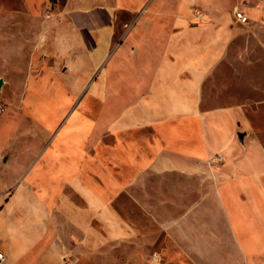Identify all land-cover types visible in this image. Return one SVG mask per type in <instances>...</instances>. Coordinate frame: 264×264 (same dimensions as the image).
Returning <instances> with one entry per match:
<instances>
[{"label": "crops", "instance_id": "crops-1", "mask_svg": "<svg viewBox=\"0 0 264 264\" xmlns=\"http://www.w3.org/2000/svg\"><path fill=\"white\" fill-rule=\"evenodd\" d=\"M224 2L210 0L207 21L182 17L171 31L170 18L147 14L150 2L130 17L123 38L112 29L115 16L78 12L102 19L88 22L96 28L88 33L72 14L70 36L86 52L77 70H98L99 107L91 118L79 104L58 129L56 105L70 100L55 94L53 81L40 99L48 108L44 125L35 119L36 126L18 127L0 116L5 264H119L111 247L155 241L140 218H125L117 204L123 196L178 247H215L202 233L205 224L215 231L213 206L241 256L264 248V171L224 155L235 151L228 125L239 159L250 144L264 151V0H239L233 11L222 10ZM114 3L142 5L106 6ZM236 9L248 23L236 21Z\"/></svg>", "mask_w": 264, "mask_h": 264}, {"label": "rangeland", "instance_id": "rangeland-1", "mask_svg": "<svg viewBox=\"0 0 264 264\" xmlns=\"http://www.w3.org/2000/svg\"><path fill=\"white\" fill-rule=\"evenodd\" d=\"M113 1L118 0H84L86 5L81 7L74 0H0V79L2 80L0 106L3 108L0 116L4 114L3 119L16 122L14 125L18 127L36 126L35 119H39L44 125L43 117L47 114L48 108L40 99L48 95L51 90L48 86L53 81L57 85L55 94L70 100L69 104L56 105L58 129L63 126L71 109L79 104L81 108H77L80 111L95 118L99 107L93 98L98 70L83 72L77 70L81 62V54L86 55V52L83 53L79 41L73 40L70 36L72 30L76 28L71 23L72 14L88 33L94 32L96 28L92 24L88 27L87 23L92 21L100 23L102 19L94 17L92 13H88L84 18L78 12L98 11L100 14L105 13L106 17L115 16L118 22L111 25L112 29L117 38H123L132 26L129 23L130 17L149 10L147 7L150 2L152 9L147 14L152 17L170 18L171 22L168 25L170 31L175 28L173 22L182 17L190 22L207 21L210 10V0H141V7L136 9L127 6L118 7L117 3H114V7L106 6ZM224 1L228 6L222 10L229 11H233L234 6L239 2V0ZM108 2L110 4H107ZM243 6L240 5L241 9H244ZM154 26L161 25L154 24ZM117 38L115 43L118 41ZM88 59L89 62L95 63L90 54ZM88 67L91 68V65ZM232 130L229 125L225 128V133L232 132L235 150L233 153L228 149L225 150L224 155L227 160H230L232 154L231 158H236L239 163H250L249 169L264 171V151L259 147L254 148L250 144L245 157L239 159L241 148L235 142V131ZM260 138L264 144V135ZM41 139L47 140L48 136H42ZM106 140L110 142L111 138L107 137ZM246 142L249 143V139ZM73 198L76 204L85 206V201L79 196L74 195ZM117 204L124 211L126 219L140 218L142 227L147 231V238L155 240L146 244L128 242L115 248L111 247L110 254L117 255L119 264H152L150 263L152 261L154 264H264V248L251 249L247 252V256L244 254L241 256L240 250L232 247L233 240L228 235L224 236L227 233L224 221L215 220L216 207H211L215 231L211 232L208 229L205 224L208 222H204L205 226L202 225L204 237H209L210 243L215 247L200 245L181 248L160 231L158 225L151 219L143 214L135 216L137 209L128 198L123 196ZM202 217L205 218L203 215ZM206 219L211 221L210 216ZM156 239L160 241L156 242Z\"/></svg>", "mask_w": 264, "mask_h": 264}, {"label": "built area", "instance_id": "built-area-1", "mask_svg": "<svg viewBox=\"0 0 264 264\" xmlns=\"http://www.w3.org/2000/svg\"><path fill=\"white\" fill-rule=\"evenodd\" d=\"M234 15H235V19L237 22L242 23V24L248 23V16L244 12H242L241 10L236 9L234 12ZM215 160L219 161V160H221V157L217 156L215 158ZM6 259H7V257L5 255V253L2 250H0V264H5Z\"/></svg>", "mask_w": 264, "mask_h": 264}, {"label": "water", "instance_id": "water-1", "mask_svg": "<svg viewBox=\"0 0 264 264\" xmlns=\"http://www.w3.org/2000/svg\"><path fill=\"white\" fill-rule=\"evenodd\" d=\"M2 83V80L0 79V84ZM3 111V108L0 106V114L2 113ZM237 136H238V140L239 142L241 143V145H244V136H245V132H241L239 131L237 133Z\"/></svg>", "mask_w": 264, "mask_h": 264}]
</instances>
